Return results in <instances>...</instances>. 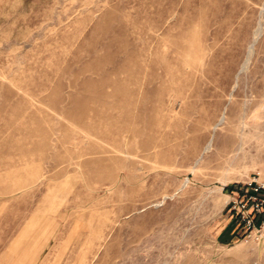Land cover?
Returning <instances> with one entry per match:
<instances>
[{
	"label": "rangeland",
	"instance_id": "rangeland-1",
	"mask_svg": "<svg viewBox=\"0 0 264 264\" xmlns=\"http://www.w3.org/2000/svg\"><path fill=\"white\" fill-rule=\"evenodd\" d=\"M263 9L0 0V264H264Z\"/></svg>",
	"mask_w": 264,
	"mask_h": 264
},
{
	"label": "built area",
	"instance_id": "built-area-1",
	"mask_svg": "<svg viewBox=\"0 0 264 264\" xmlns=\"http://www.w3.org/2000/svg\"><path fill=\"white\" fill-rule=\"evenodd\" d=\"M259 179L260 175L251 179L246 185L245 193L234 202V209L238 210L245 237H250L258 226L261 227L260 231L264 230V183ZM260 231L258 229V233Z\"/></svg>",
	"mask_w": 264,
	"mask_h": 264
},
{
	"label": "bare ground",
	"instance_id": "bare-ground-1",
	"mask_svg": "<svg viewBox=\"0 0 264 264\" xmlns=\"http://www.w3.org/2000/svg\"><path fill=\"white\" fill-rule=\"evenodd\" d=\"M263 12H264V9H263L262 13ZM262 34H263V25H262V23L260 21L259 27L256 30V32L254 34V37H253V40H252V42H251V44L249 46L248 53H247V56H246V60H245V62L242 65V68H241V70L239 72V75H238L237 79H239V76L241 74H243L244 72L247 71V69H248V67H249V65L251 63V60H252V58H253V56L255 54V48L257 47L256 45H257L258 41L260 40V38L262 37ZM225 117H226V112L222 116L219 124H217V125L214 126V128H213V134H212V139H211L210 143L208 144V146H207V148L205 150V153H208L212 149L213 140H214V133L220 128V126L223 125V123L225 121Z\"/></svg>",
	"mask_w": 264,
	"mask_h": 264
},
{
	"label": "trees",
	"instance_id": "trees-1",
	"mask_svg": "<svg viewBox=\"0 0 264 264\" xmlns=\"http://www.w3.org/2000/svg\"><path fill=\"white\" fill-rule=\"evenodd\" d=\"M243 237H245V235H244V236H242V238H243Z\"/></svg>",
	"mask_w": 264,
	"mask_h": 264
}]
</instances>
